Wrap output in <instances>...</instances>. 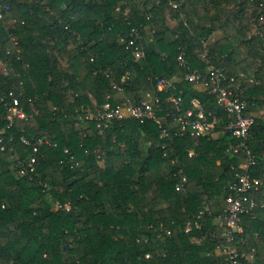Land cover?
I'll list each match as a JSON object with an SVG mask.
<instances>
[{
	"label": "trees",
	"instance_id": "trees-1",
	"mask_svg": "<svg viewBox=\"0 0 264 264\" xmlns=\"http://www.w3.org/2000/svg\"><path fill=\"white\" fill-rule=\"evenodd\" d=\"M177 1L0 0V61L8 68L0 71V264H226L215 252L225 238L214 220L227 206L231 166L247 160L245 151L226 150L236 139L220 129L161 136L150 119L130 117L98 133L83 112L92 99L116 102V94L106 98L112 83L132 97L166 77L185 106L196 97L223 124L214 95L184 79L187 66L204 72L209 63L226 75L224 86L264 109V0ZM132 25L144 44L140 59L119 40ZM158 95L171 111L168 93ZM13 97L24 116L9 124ZM246 143L262 176L264 111ZM252 195L257 205L242 214L233 243L264 264V178ZM186 222L199 226L186 232Z\"/></svg>",
	"mask_w": 264,
	"mask_h": 264
},
{
	"label": "built area",
	"instance_id": "built-area-1",
	"mask_svg": "<svg viewBox=\"0 0 264 264\" xmlns=\"http://www.w3.org/2000/svg\"><path fill=\"white\" fill-rule=\"evenodd\" d=\"M169 2L175 7L178 1L169 0ZM119 40L125 44V47H132L135 58L144 57V44L140 40L139 28L136 25L130 26L128 31L119 37ZM202 46L205 48L206 43L203 42ZM201 57L206 58L205 52L201 53ZM177 58L180 64L187 63V57L183 49L178 52ZM205 60L208 64V57ZM207 66L204 72H199L196 68L187 66L184 79L214 95L216 103L222 108L226 117L223 124H220L222 117L211 110H206L203 103L196 97H191L188 105L185 106L182 91L177 88L174 80L166 77H156V87L153 90H146L141 93L142 95L138 93L132 97L126 94L120 84L112 83L107 90L106 98L111 99L116 94L119 99L116 102L107 100L101 104H97L92 99L91 106L83 108V112L86 118L93 117L98 133L107 128L111 120H121L128 117L139 122L150 119L159 128L161 136L172 133L177 136L190 135L199 138L216 135L219 129L229 132L236 141L230 143L226 150L233 155H236L239 151H245L247 160L236 167L231 166L234 176L227 185V206L224 208V212L216 218L218 225L223 228L221 235L225 238V242L219 243L215 248V252L223 257L226 264H252V255L239 253L233 239L241 231L240 219L242 214L252 212L257 205L258 201L252 193L263 185L264 173L262 176L255 174L258 157L250 152L246 138L255 117L261 114L264 109L259 108V113H255L256 111L252 109L251 103L240 99L235 90H231L230 87L222 84L223 80L226 79V75L221 68L214 67L210 63ZM127 77V71H125L121 76V80ZM160 91L168 93L166 99L173 103L171 111L164 110L160 106L158 95ZM6 108L9 111L7 115L9 124L12 123L14 115L24 116L16 97H13L12 103L7 104ZM93 111L95 112L93 113ZM21 139L24 143H28L26 138L22 137ZM41 142L42 139H39V143ZM191 152L190 150L189 154ZM260 156L264 158V151L260 153ZM33 163L34 157H31L28 162L31 170L33 169ZM184 181L185 176H182L176 183L175 188L181 191ZM56 204L60 206L58 202ZM193 224L199 226L197 222H186L184 230L188 232ZM241 258H244V261H241Z\"/></svg>",
	"mask_w": 264,
	"mask_h": 264
},
{
	"label": "crops",
	"instance_id": "crops-1",
	"mask_svg": "<svg viewBox=\"0 0 264 264\" xmlns=\"http://www.w3.org/2000/svg\"><path fill=\"white\" fill-rule=\"evenodd\" d=\"M165 19H166V24L169 25L170 27H173L176 25L177 19L170 16V14L167 12V10L165 11ZM170 27H169V31L166 33V38L168 40H170L172 37V32L170 31V29H171ZM218 36H220V32H212V34L210 35V37L212 39L217 38ZM150 41H151L150 39L147 40V42H150ZM217 222H218V220H217Z\"/></svg>",
	"mask_w": 264,
	"mask_h": 264
},
{
	"label": "rangeland",
	"instance_id": "rangeland-1",
	"mask_svg": "<svg viewBox=\"0 0 264 264\" xmlns=\"http://www.w3.org/2000/svg\"><path fill=\"white\" fill-rule=\"evenodd\" d=\"M60 61H61V65L64 66V67H66L65 58L60 57ZM0 71L3 72V73H6L8 71V68L6 67V65H5V63L3 61H0ZM70 92H71L70 90L67 92V97L68 98H70V94H71ZM258 109L259 108L255 109V111H256L255 113H259V110ZM214 221H215V223L218 224L217 220H214Z\"/></svg>",
	"mask_w": 264,
	"mask_h": 264
}]
</instances>
